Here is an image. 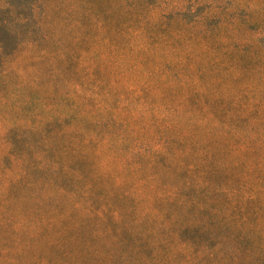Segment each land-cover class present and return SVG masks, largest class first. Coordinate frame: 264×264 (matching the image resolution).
<instances>
[{"label":"trees","instance_id":"obj_1","mask_svg":"<svg viewBox=\"0 0 264 264\" xmlns=\"http://www.w3.org/2000/svg\"><path fill=\"white\" fill-rule=\"evenodd\" d=\"M0 107V264L15 206L84 196L68 153L162 205L177 264H264V0H0Z\"/></svg>","mask_w":264,"mask_h":264},{"label":"rangeland","instance_id":"obj_2","mask_svg":"<svg viewBox=\"0 0 264 264\" xmlns=\"http://www.w3.org/2000/svg\"><path fill=\"white\" fill-rule=\"evenodd\" d=\"M72 102L65 97L44 115L66 119ZM3 112L0 107V119ZM66 164L85 184L84 196L72 204L52 189L48 194L41 189L25 204L15 206L16 221L27 218L35 208L41 209L33 216L28 234L18 237L3 264H177V244L170 260L164 240L148 225V213L160 223L169 216L162 205L150 199L135 202L126 189L91 175L83 159L73 153H68ZM178 220L175 217L174 224ZM172 237L175 241L177 233Z\"/></svg>","mask_w":264,"mask_h":264}]
</instances>
